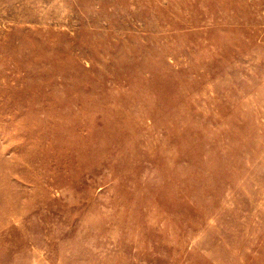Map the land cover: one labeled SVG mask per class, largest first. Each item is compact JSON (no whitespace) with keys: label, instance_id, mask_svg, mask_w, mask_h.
<instances>
[{"label":"rangeland","instance_id":"1","mask_svg":"<svg viewBox=\"0 0 264 264\" xmlns=\"http://www.w3.org/2000/svg\"><path fill=\"white\" fill-rule=\"evenodd\" d=\"M0 264H264V0H0Z\"/></svg>","mask_w":264,"mask_h":264},{"label":"bare ground","instance_id":"2","mask_svg":"<svg viewBox=\"0 0 264 264\" xmlns=\"http://www.w3.org/2000/svg\"><path fill=\"white\" fill-rule=\"evenodd\" d=\"M169 150V149H168Z\"/></svg>","mask_w":264,"mask_h":264}]
</instances>
